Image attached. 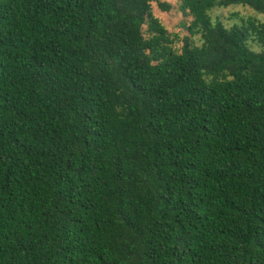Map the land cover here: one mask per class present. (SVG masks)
<instances>
[{
  "label": "trees",
  "instance_id": "obj_1",
  "mask_svg": "<svg viewBox=\"0 0 264 264\" xmlns=\"http://www.w3.org/2000/svg\"><path fill=\"white\" fill-rule=\"evenodd\" d=\"M153 1L0 0V264H264V0Z\"/></svg>",
  "mask_w": 264,
  "mask_h": 264
},
{
  "label": "rangeland",
  "instance_id": "obj_2",
  "mask_svg": "<svg viewBox=\"0 0 264 264\" xmlns=\"http://www.w3.org/2000/svg\"><path fill=\"white\" fill-rule=\"evenodd\" d=\"M168 4V10H162L158 7L156 2H151L153 14L159 18L169 30L178 34L179 38L185 35L189 36L195 44H200L199 34H191L185 26L189 25L190 18L186 16L179 7V0H160ZM209 14L213 21L219 20L227 28L240 24L243 19L247 17L255 18L258 21L264 22V14L259 13L252 8L242 4H231L228 6H215ZM181 42L178 43V45ZM253 48L256 49L255 46Z\"/></svg>",
  "mask_w": 264,
  "mask_h": 264
}]
</instances>
